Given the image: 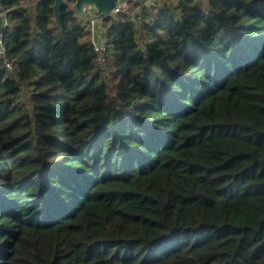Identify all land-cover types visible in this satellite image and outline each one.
I'll use <instances>...</instances> for the list:
<instances>
[{
    "label": "trees",
    "instance_id": "1",
    "mask_svg": "<svg viewBox=\"0 0 264 264\" xmlns=\"http://www.w3.org/2000/svg\"><path fill=\"white\" fill-rule=\"evenodd\" d=\"M22 1L3 0L0 264H264V0L133 1L102 21L106 68L74 0L61 26Z\"/></svg>",
    "mask_w": 264,
    "mask_h": 264
},
{
    "label": "water",
    "instance_id": "2",
    "mask_svg": "<svg viewBox=\"0 0 264 264\" xmlns=\"http://www.w3.org/2000/svg\"><path fill=\"white\" fill-rule=\"evenodd\" d=\"M69 0H55L53 8L55 18L59 26H61V12L62 8L67 5ZM120 0H74L73 9L83 17L93 16L96 19H104L105 17L112 15V11ZM136 3L143 5L147 0H133ZM0 12H6L3 10V0H0ZM4 17H0V23H2ZM7 26V25H6ZM6 26L0 27V34L3 35ZM2 35H0V41H2Z\"/></svg>",
    "mask_w": 264,
    "mask_h": 264
},
{
    "label": "built area",
    "instance_id": "3",
    "mask_svg": "<svg viewBox=\"0 0 264 264\" xmlns=\"http://www.w3.org/2000/svg\"><path fill=\"white\" fill-rule=\"evenodd\" d=\"M119 8V11L116 9ZM124 13L130 19L135 20L137 16V10H135L133 6V0H120L115 8L112 11V15ZM90 19V30H91V38L95 50L98 55V61L102 68H106L107 66V57H106V38L104 36V29L102 26L98 25V19L93 16L88 17ZM0 57L4 60L6 67L8 70L13 69V63L9 60L6 55V51H0Z\"/></svg>",
    "mask_w": 264,
    "mask_h": 264
},
{
    "label": "rangeland",
    "instance_id": "4",
    "mask_svg": "<svg viewBox=\"0 0 264 264\" xmlns=\"http://www.w3.org/2000/svg\"><path fill=\"white\" fill-rule=\"evenodd\" d=\"M36 1L37 0H23L22 1V3L24 4L25 7H27V9L31 15L32 14L34 15V13H36V11H37ZM161 2H162V0H147L146 1V3H148L149 5H152L153 3L160 4ZM135 10H137V9H135ZM108 77L111 78V75Z\"/></svg>",
    "mask_w": 264,
    "mask_h": 264
},
{
    "label": "clouds",
    "instance_id": "5",
    "mask_svg": "<svg viewBox=\"0 0 264 264\" xmlns=\"http://www.w3.org/2000/svg\"><path fill=\"white\" fill-rule=\"evenodd\" d=\"M72 4L69 3V7H71ZM13 7H15V5H13ZM116 11H119V8L116 9ZM0 17H4L2 23H0V27H3V26H6V25H10V24H16V23H19V21H16V20H9L7 17L4 16V13L3 12H0ZM2 35V34H0ZM5 50V46H4V43L3 41H0V51H4Z\"/></svg>",
    "mask_w": 264,
    "mask_h": 264
},
{
    "label": "crops",
    "instance_id": "6",
    "mask_svg": "<svg viewBox=\"0 0 264 264\" xmlns=\"http://www.w3.org/2000/svg\"><path fill=\"white\" fill-rule=\"evenodd\" d=\"M30 16H31V19H32V23L35 25L36 24L37 11H36V13H34V15L30 14ZM102 21H103V19H98V22H99L98 25L103 27Z\"/></svg>",
    "mask_w": 264,
    "mask_h": 264
}]
</instances>
